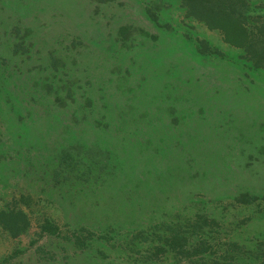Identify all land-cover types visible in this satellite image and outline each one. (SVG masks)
Listing matches in <instances>:
<instances>
[{
    "label": "rangeland",
    "instance_id": "1",
    "mask_svg": "<svg viewBox=\"0 0 264 264\" xmlns=\"http://www.w3.org/2000/svg\"><path fill=\"white\" fill-rule=\"evenodd\" d=\"M240 56L178 0H0V210L28 221L0 264L263 258L264 69ZM196 215L204 261L155 254Z\"/></svg>",
    "mask_w": 264,
    "mask_h": 264
},
{
    "label": "trees",
    "instance_id": "2",
    "mask_svg": "<svg viewBox=\"0 0 264 264\" xmlns=\"http://www.w3.org/2000/svg\"><path fill=\"white\" fill-rule=\"evenodd\" d=\"M178 3L186 18L201 23L208 30L218 32L223 43L240 50V58L251 68L264 69V16H254L248 0H178ZM149 18L156 21L153 13ZM196 43L198 53H210L206 42L196 39ZM22 51H25V48H22ZM65 156L66 154L62 157ZM246 198L247 196L242 194L236 199L246 202ZM186 222L190 233L197 235L195 244L187 245V237L179 233L178 228L167 225V233L156 239L160 242L154 245L156 255L174 252L187 258L197 256L192 262L204 261L205 254L211 251L209 244L201 237V230L205 226L209 227L214 221L196 215ZM27 226L28 221L21 210H0V227L9 236L15 237L23 233ZM42 229L48 234H54L56 231V227L47 220L43 221ZM256 259L258 261H252L251 264H264V257Z\"/></svg>",
    "mask_w": 264,
    "mask_h": 264
}]
</instances>
